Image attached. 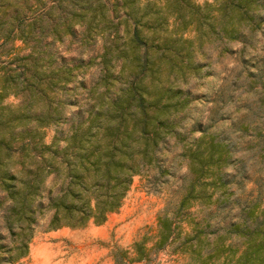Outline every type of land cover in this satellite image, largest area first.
Segmentation results:
<instances>
[{"label":"trees","instance_id":"16d2710c","mask_svg":"<svg viewBox=\"0 0 264 264\" xmlns=\"http://www.w3.org/2000/svg\"><path fill=\"white\" fill-rule=\"evenodd\" d=\"M259 7L258 0H0V264L28 254L46 214L52 230L99 225L116 211L132 177L176 135L175 117L187 102L176 79L193 67V43L255 29ZM187 31L193 38L181 34ZM98 39L101 51L93 55ZM94 65L99 77L86 85L82 78ZM10 94L19 102L4 104ZM47 127H55L49 142ZM188 157L195 180L173 218L167 208L158 216L151 247L134 243V259L174 241L176 218L190 264H223V246L202 253L207 236L189 208L211 202L207 186L225 157L212 139ZM206 173L211 179L196 191ZM260 226H234L246 241L235 264L261 263Z\"/></svg>","mask_w":264,"mask_h":264},{"label":"rangeland","instance_id":"374dc122","mask_svg":"<svg viewBox=\"0 0 264 264\" xmlns=\"http://www.w3.org/2000/svg\"><path fill=\"white\" fill-rule=\"evenodd\" d=\"M195 1L201 5L213 2ZM258 2L255 29L243 28L236 38L209 33L201 44L193 43V67L176 79L183 89L182 98L187 97L186 106L175 117L176 135L168 134L153 163L132 177L120 207L103 223L89 221L78 228L49 230L50 214H46L34 228L28 254L16 264H190L180 248L176 218L172 224L174 241L150 249L140 259H134L133 246L144 240L151 247L157 218L165 208L173 218L196 177L189 169L190 150L197 145L203 150L209 139L216 147L220 145L225 161L220 168H213L216 183L207 186V191L213 192L211 202L193 204L190 217L207 236L202 253L223 246L219 262L235 264L246 241L239 231H233L234 226L252 228L261 222L264 229V0ZM181 34L188 38L194 35L188 31ZM15 45L23 47L20 41ZM101 46L98 39L91 47L93 55L100 53ZM74 48L69 55L77 53ZM99 73V66L94 65L82 79L90 85ZM17 102L12 94L4 100L7 105ZM54 129H45L48 142ZM210 173L195 181L196 191L204 187L203 181L211 179ZM182 226L188 229L186 224ZM262 253L259 264H264V249Z\"/></svg>","mask_w":264,"mask_h":264}]
</instances>
